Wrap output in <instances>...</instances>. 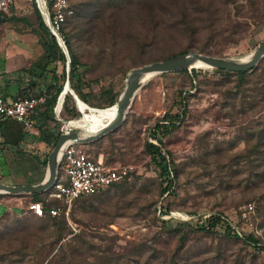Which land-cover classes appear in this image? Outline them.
I'll list each match as a JSON object with an SVG mask.
<instances>
[{
	"label": "rangeland",
	"instance_id": "374dc122",
	"mask_svg": "<svg viewBox=\"0 0 264 264\" xmlns=\"http://www.w3.org/2000/svg\"><path fill=\"white\" fill-rule=\"evenodd\" d=\"M33 1L15 0V17L0 21V95L36 94L50 83L52 72L43 76L39 69L31 74L20 70L42 52L31 30L44 36ZM71 4L73 11L63 30L79 59L80 84L91 105L80 99L84 112L70 117L62 102L59 113L54 109L56 120L43 123L41 136L61 131L63 125L77 129L74 122L99 130L116 115V107L97 105H105L111 96L118 98L133 67L188 51L246 59L264 40V0H181V14L158 24L144 21L127 0H71ZM88 4L91 8L80 17ZM65 68L58 63L57 73ZM214 69L203 64L195 73L175 70L142 81L123 122L83 145L106 164L132 162L136 171L99 194L75 200L64 217L62 239L55 234L57 217L12 208L1 214L0 254L5 256L0 264H264V250L243 237L195 228L209 214L221 212L239 234L252 233L264 245V180L255 174L251 163L256 155L249 151L252 142H246L260 112L235 93V76ZM181 95L186 96L185 116L163 136V148L177 174L172 192L161 193L158 168L144 143L156 142L149 128L157 118L167 110L182 109L173 104ZM26 132L22 153L11 154L0 146L4 174L0 180L9 181L8 172L27 179L38 166L46 171L43 161L52 139L49 144L32 143L40 136L38 128ZM36 193L49 205L60 204L48 193ZM21 195L25 201L32 197ZM249 202L253 210L243 217ZM164 209L168 211L161 214ZM4 210L0 207V213Z\"/></svg>",
	"mask_w": 264,
	"mask_h": 264
},
{
	"label": "trees",
	"instance_id": "16d2710c",
	"mask_svg": "<svg viewBox=\"0 0 264 264\" xmlns=\"http://www.w3.org/2000/svg\"><path fill=\"white\" fill-rule=\"evenodd\" d=\"M180 1L181 0H127V2L129 3H133L132 4L133 10L137 11L138 14H141L142 18H144L143 19L144 21H151V22H154L155 24H158L159 22H164L165 19L163 18L165 17L167 20H169L171 18L177 17L178 12L179 14H181V11L178 8ZM69 4H70L71 10L73 11L71 0H69ZM33 6H34V12L36 13L37 26L40 29V31L44 33L45 37L36 29L31 28V30H32V33L37 35L40 44H42V52L36 59L31 61L28 67H24L20 70L31 74V73H34L35 69H39L40 70L39 75H43V76H47L46 75L47 72H52V75L49 76L50 83L47 86V88L44 90L48 94V97L40 113L36 117V119L39 118V121H40V124L35 125L39 130L40 136L38 137L37 140L35 137L34 139L36 141L46 142L47 144L52 143L53 141V144H52V147H53L58 137L61 135V131H58L56 133H49V135L41 136V134L43 133L42 125L43 123H46L47 121L56 120L54 116V109H55V105L57 102V97L59 93L61 92L62 87L67 77L66 68L63 70L61 74H58L57 67H58V63H63V65H65L66 67L67 59H66V56L62 48L58 45L55 36L50 32L48 26L46 25L34 1H33ZM89 6L90 5L88 4V6L84 7L85 11L84 13L79 15L80 17L82 15L84 16L87 13V11H89V9L91 8V6L90 7ZM12 8L13 6H11L8 9V11L2 12L0 14V18L4 17L5 20L7 21L10 20L11 18H14L15 16L12 14ZM68 17H69V14L66 16L61 26L60 33L62 32L63 39L67 45L70 58H71L69 72H68L69 81H70L71 87L74 89L77 96L81 100L88 103L87 96L85 92L82 90V87L80 84L79 73L77 71L78 67L80 66L79 59L77 55L73 52L70 40L67 34L63 30V26L66 23ZM158 18H161V19H158ZM1 20L2 19H0V21ZM150 24L151 23H149V25ZM172 56H168L164 59H167ZM158 60H163V59H158ZM187 70L188 69L186 68L180 69V71H187ZM191 70L193 73H195L197 71V68H192ZM214 70L222 73L223 75L235 76L236 82L233 85V88H235L236 90L235 93L240 94L242 97V103H245V102L249 103L255 113L260 112L261 118L260 120L256 121L257 126L247 132L248 137L246 139V142L247 141L252 142V148L249 151L251 154L256 155V161L253 159L251 163L252 167H256L255 174L259 175V177L262 180H264V111H263L264 110V57L260 60V62L256 66L246 71H230V70L219 69V68H216ZM164 73H159V74H164ZM32 82L35 83V81H32ZM194 86L195 84L194 82H192V87ZM183 92L184 94H186L189 91L184 90ZM27 95H30V94H27ZM185 99H186V96L181 95L179 102L174 100L173 104L177 105L179 103L180 106H182V109L176 112H172L171 110L165 111L159 118L156 119L154 125L149 128V131H150L149 136L155 139L156 142L146 140L144 143L145 152L151 157V160L155 163V165L158 168V176L160 179L161 193L172 192L173 186L175 183V176L177 174L175 165L170 159L169 151L163 148V136L169 134L173 129L177 127L178 123L183 120V117L185 116V111H186V100ZM116 101H117L116 96H111L105 102V105H97V106L103 107L107 105H113L115 104ZM242 106L244 109V105ZM76 107L77 106L72 96L69 93H66L64 95L62 110H64L67 114H70V117H76L82 114V112L76 110ZM261 111L263 112L261 113ZM26 134L27 132L24 128V124L21 121L11 118V117L0 120V136L2 137L3 144L17 147L25 139ZM48 154L49 153H47L43 161L45 165L47 163ZM258 155H260L259 158H258ZM94 159L96 158L94 157ZM60 172H61V169L59 168V173ZM125 180L127 179L117 182L113 184L112 186L117 185ZM257 182H261V180ZM108 188L102 191H99L95 194H92V195L99 194L107 190ZM50 189L51 187L43 191L44 194L49 193ZM31 195H32V197H30L31 200H41L43 201V203L45 202L44 204H49L48 201L46 203V201H44V199L40 197V193H31ZM92 195H87V196H92ZM81 197H84V196H80L76 198L75 200ZM59 205H62V203L60 202ZM0 207H3V206L0 205ZM167 211H168L167 209H164L163 211L160 210V212H162L161 214H164ZM1 214H4V213L2 212L0 213V215ZM44 215H48L50 217H53L54 219H56V217L59 218V220H54V225L56 228L55 234L58 237V239H62L65 234L63 232L65 228L62 227V225L65 224V219H64L65 215L53 216V215H50L48 212H45L42 216ZM162 222H166V220L163 218ZM195 228L198 230L209 232L211 234L221 233L227 237H234V238L243 237V240L246 243L253 244L256 248L264 250V245L258 244L259 239L257 237H255L252 233H248L246 235L239 234L238 231L229 223V220L221 212H215V213L209 214L208 216L204 218L203 223L201 225H197ZM4 256L5 254L1 253L0 259H2Z\"/></svg>",
	"mask_w": 264,
	"mask_h": 264
},
{
	"label": "built area",
	"instance_id": "2783aa9c",
	"mask_svg": "<svg viewBox=\"0 0 264 264\" xmlns=\"http://www.w3.org/2000/svg\"><path fill=\"white\" fill-rule=\"evenodd\" d=\"M34 2L50 32L63 38L60 29L66 16L72 11L69 0H34ZM14 5L15 0H0V14ZM44 12L47 18L44 17ZM47 97L45 91L17 97L0 95V120L11 117L21 121L26 130L30 129ZM71 130L72 127L68 128L64 125L61 128V132ZM59 168L61 172L58 171L57 179L48 195L60 201L63 206L44 204L41 200L25 201V197L20 193L18 195V193L5 192H0V205L20 207L23 211H30L38 216H42L45 212L53 216H68L69 208L76 198L95 194L117 182L129 179L136 171V165L132 162L109 165L102 159H94L84 150L82 143L77 142L65 144L59 158ZM6 195L10 196L6 197ZM252 210L253 203L245 204L242 216L247 217ZM172 215L175 216L174 213Z\"/></svg>",
	"mask_w": 264,
	"mask_h": 264
},
{
	"label": "water",
	"instance_id": "95a60500",
	"mask_svg": "<svg viewBox=\"0 0 264 264\" xmlns=\"http://www.w3.org/2000/svg\"><path fill=\"white\" fill-rule=\"evenodd\" d=\"M44 17L47 18V14L44 12ZM3 21L5 18H0ZM58 45L62 48L66 56V81L62 87L61 92L57 97V102L61 95L69 93L77 108L80 112V98L71 87L69 81V66H70V54L67 45L63 38L54 35ZM264 57V40L251 52L250 56L246 59H238V57L218 56L207 54L198 51H188L185 53L176 54L172 57L163 60H154L136 67H133L127 75L125 86L119 94L116 104V115L103 125L98 131L88 132L82 129H73L69 132H61L54 146L47 157L46 174L43 180L37 184H20L12 185L6 184L0 181V192L5 193H36L42 192L54 184L57 179L59 171V160L57 154L59 150L62 151L67 142L86 143L88 141L97 139L105 133L114 130L119 126L126 118L131 102L140 86V83L145 80L146 77L154 74L175 71L180 69H192L196 68V65L201 62L212 68L226 69L230 71H246L256 66L260 60ZM55 105V108H56Z\"/></svg>",
	"mask_w": 264,
	"mask_h": 264
},
{
	"label": "crops",
	"instance_id": "0c3cea01",
	"mask_svg": "<svg viewBox=\"0 0 264 264\" xmlns=\"http://www.w3.org/2000/svg\"><path fill=\"white\" fill-rule=\"evenodd\" d=\"M34 34V33H33ZM35 35V34H34ZM37 37V35H35ZM40 44V43H39ZM40 46H42V44H40ZM24 58H27V56H23ZM4 96H8V97H14V95L18 94V93H13V92H10V93H2ZM34 128H36V126L32 125V127L30 129H25L26 131H32L34 130ZM27 139V135L25 137V139L19 144V146L17 147H14V146H9V145H5L2 143V137L0 136V146L2 147V150H8V151H13V153L11 154H14V150H16L18 153H22V151L20 150V148H22V144L25 143ZM28 142V141H27ZM31 142L32 143H35L36 140L34 138L31 139ZM84 145V144H82ZM89 153V152H88ZM90 154V153H89ZM90 156H92L90 154ZM94 158V156H92ZM96 158V157H95ZM97 159V158H96ZM98 159H101V158H98ZM43 167V166H42ZM43 169V168H42ZM41 169L40 166H38V172H35V173H30L29 175V178H25L24 180H21V177H23L22 175H14L12 174L11 172H8L7 174L10 176V180L9 181H2L0 180L1 182L3 183H6V184H12V185H20V184H37L39 182H41L46 174V171L43 172ZM44 173V174H43ZM4 174L2 173V169H1V165H0V179L1 177L3 176ZM43 175V176H42ZM19 195V193H18ZM21 195V193H20ZM23 196V195H22ZM26 198V196H24ZM6 208V210L3 211V213L7 212L8 210H10L11 208L15 211H19V212H23V210L20 208V207H16V206H6V205H2Z\"/></svg>",
	"mask_w": 264,
	"mask_h": 264
},
{
	"label": "bare ground",
	"instance_id": "6f19581e",
	"mask_svg": "<svg viewBox=\"0 0 264 264\" xmlns=\"http://www.w3.org/2000/svg\"><path fill=\"white\" fill-rule=\"evenodd\" d=\"M204 63H201V62H199L197 65H196V68H197V66L198 65H203ZM150 76H148V77H146L145 78V80L147 79V78H149ZM63 99H64V95H61L60 96V98H59V100H58V103H57V105H56V108H55V110H56V112H60V107H61V105H62V102H63ZM114 106L116 107V104H114ZM80 109H82V108H80ZM83 110V109H82ZM84 111H82V113H83ZM66 122V121H65ZM106 125V124H105ZM73 126H74V128H77V129H82V130H87L88 132H95V131H92V130H89V129H87V128H84L83 126H81L79 123H76V122H74L73 123ZM98 131V130H97ZM60 155H61V150H59V152H58V154H57V159L59 160V158H60Z\"/></svg>",
	"mask_w": 264,
	"mask_h": 264
}]
</instances>
